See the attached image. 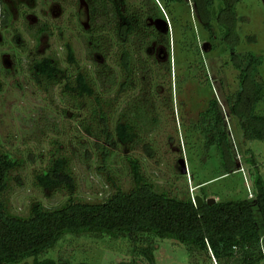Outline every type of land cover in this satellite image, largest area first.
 <instances>
[{"label": "rangeland", "instance_id": "obj_1", "mask_svg": "<svg viewBox=\"0 0 264 264\" xmlns=\"http://www.w3.org/2000/svg\"><path fill=\"white\" fill-rule=\"evenodd\" d=\"M168 7L163 0H0V150L26 159L17 173L21 183L14 180L9 195L14 213L25 216L34 199L46 207L65 200L62 193L44 197L31 184L32 171L47 164L55 141L72 160L78 197L89 202H102L113 191L97 170L101 164L115 173L119 185L130 187L125 155L139 158L146 175L178 197L188 192L192 199L199 195L219 202L254 196L256 170L264 181V140L245 139L225 107L224 96L238 87V71L229 62L221 24L231 23L230 39L237 52L262 56L259 74L264 80V0H214L213 37L203 27L194 0ZM121 13L132 23L125 44L132 52L137 82L118 93L119 44L112 30ZM66 44L79 67L90 73L97 91L104 98H116L107 124L111 140L115 121L121 117L138 132L131 145L111 144L87 134L80 121H89V109H75V101L62 95L63 81L37 83L31 78V60L43 56L54 59L70 75L74 70L66 61ZM214 97L222 107L236 162L237 169L228 175L221 174L216 150L205 152L201 139L190 130ZM258 111L264 112V102ZM103 146L108 155L102 163L98 149ZM153 242L154 264H217L203 253H189L173 239ZM133 248L123 237L67 234L47 256L72 263L150 264ZM31 263L29 258L20 264Z\"/></svg>", "mask_w": 264, "mask_h": 264}, {"label": "trees", "instance_id": "obj_2", "mask_svg": "<svg viewBox=\"0 0 264 264\" xmlns=\"http://www.w3.org/2000/svg\"><path fill=\"white\" fill-rule=\"evenodd\" d=\"M163 1L166 7L183 2ZM194 4L203 27L213 37L214 0H194ZM221 25L230 51L229 62L238 71V87L224 96L225 107L237 119L245 139L264 140V112L258 111L259 104L264 102V80L259 74L263 58L252 51L237 52L230 39L231 23ZM131 30V20L121 13V21H115L112 30L119 44L115 62L122 80L118 93L136 86L137 82L132 52L125 44ZM65 49L66 61L74 70L70 75L54 59L43 56L31 60L28 67L31 78L37 83L63 81L62 95L75 101V109H89V121H80L87 134L111 144L131 145L138 132L127 119H116L114 140H111L112 132L108 131L116 98H104L88 70L79 67L72 47L66 44ZM91 120L97 123L96 127ZM190 130L201 139L205 152L216 150L222 175L237 169L222 107L215 97L208 101L207 108L190 125ZM58 144L53 142L47 164L32 171L31 184L44 197L62 193L66 198L57 207H46L34 199L25 216L12 211L9 195L26 159L0 150V264H20L29 258H32L31 264H87L47 256L67 234L127 238L134 244L133 253L150 264H154V238L173 239L184 245L189 253H203L217 264H260L264 260V181L258 170L253 175L255 193L252 198L219 201L212 205L204 200L202 205L195 206L188 192L178 197L159 187L146 175L139 158L125 155L130 187L119 185L115 173L101 164L97 170L102 171L113 191L102 202H89L78 197L72 160L62 153ZM95 145L99 146L97 142ZM101 148L98 151L103 163L108 154L104 146ZM249 161L254 163L253 159ZM117 264L135 263L121 261Z\"/></svg>", "mask_w": 264, "mask_h": 264}, {"label": "water", "instance_id": "obj_3", "mask_svg": "<svg viewBox=\"0 0 264 264\" xmlns=\"http://www.w3.org/2000/svg\"><path fill=\"white\" fill-rule=\"evenodd\" d=\"M179 164H180V168H181V172L182 173H186V167H185V161L183 158L179 159ZM193 202L195 204V206H200L204 203V200L202 199L201 196L199 195H196L194 198H193ZM216 202V200L214 198H208L206 199V203L209 204V205H212Z\"/></svg>", "mask_w": 264, "mask_h": 264}]
</instances>
